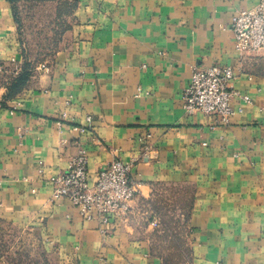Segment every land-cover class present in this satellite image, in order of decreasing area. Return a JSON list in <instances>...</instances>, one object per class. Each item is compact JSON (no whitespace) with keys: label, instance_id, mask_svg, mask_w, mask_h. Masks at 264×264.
<instances>
[{"label":"crops","instance_id":"obj_1","mask_svg":"<svg viewBox=\"0 0 264 264\" xmlns=\"http://www.w3.org/2000/svg\"><path fill=\"white\" fill-rule=\"evenodd\" d=\"M74 1L53 64L30 68L0 0V221L75 264H162L131 224L101 225L53 196L83 150L90 186L121 160L137 191L190 190L191 264H264V52L239 55L229 29L259 0ZM212 65L251 101L235 98L227 125L182 108L192 68Z\"/></svg>","mask_w":264,"mask_h":264},{"label":"rangeland","instance_id":"obj_2","mask_svg":"<svg viewBox=\"0 0 264 264\" xmlns=\"http://www.w3.org/2000/svg\"><path fill=\"white\" fill-rule=\"evenodd\" d=\"M28 66L50 67L72 24L74 0H8ZM191 192L154 185L137 191L123 219L149 240L162 264H191L185 238ZM0 264H75L33 232L0 221Z\"/></svg>","mask_w":264,"mask_h":264},{"label":"built area","instance_id":"obj_3","mask_svg":"<svg viewBox=\"0 0 264 264\" xmlns=\"http://www.w3.org/2000/svg\"><path fill=\"white\" fill-rule=\"evenodd\" d=\"M229 29L239 55L264 52V0H259L250 10L234 14ZM10 62L13 63L14 60ZM3 67L0 63V72ZM234 79L235 75L230 67L194 66L190 82L182 94L185 114L213 116L218 125H227L234 115L232 103L235 98L244 103L251 102L248 96L241 95L234 89ZM65 118L66 113L63 112L61 119ZM131 168L130 163L114 160L98 172L95 183L90 186L87 154L80 150L71 159L68 170L54 178L52 194L77 207L83 218H94L101 225L123 221L130 210V202L137 193V186L130 178Z\"/></svg>","mask_w":264,"mask_h":264}]
</instances>
